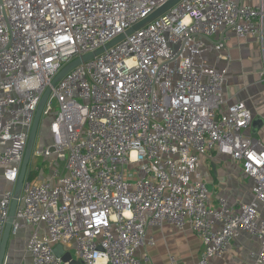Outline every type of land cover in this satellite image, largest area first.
I'll return each mask as SVG.
<instances>
[{
	"label": "built area",
	"instance_id": "2783aa9c",
	"mask_svg": "<svg viewBox=\"0 0 264 264\" xmlns=\"http://www.w3.org/2000/svg\"><path fill=\"white\" fill-rule=\"evenodd\" d=\"M169 1L0 0V167L12 187L0 198V247L48 88L53 148L33 158L62 163L37 185L26 176L12 227V236L33 229L21 264H71L72 247L83 264H151L138 253L166 224L200 239L198 264L222 258L243 233L261 242L252 257L264 264V144L249 134L247 104L227 106V70L206 60L222 29L264 39V0H182L52 86ZM226 42L213 48L224 52ZM213 152L254 181L239 210L224 198L211 204L200 169Z\"/></svg>",
	"mask_w": 264,
	"mask_h": 264
},
{
	"label": "crops",
	"instance_id": "0c3cea01",
	"mask_svg": "<svg viewBox=\"0 0 264 264\" xmlns=\"http://www.w3.org/2000/svg\"><path fill=\"white\" fill-rule=\"evenodd\" d=\"M245 6H257L260 0H241ZM227 38L226 50L217 52L213 46ZM210 51L206 54L207 62L217 70H227L225 99L227 106L244 102L253 114V123L249 134L264 144V39L257 37H238L231 30L222 29L209 41ZM256 123V124H255ZM40 149V139L35 149ZM39 158H33L32 160ZM28 173L37 172V183L50 177V173L40 174L32 164ZM201 173L210 191V201L217 208L221 198L239 210L243 203L252 199L254 181L248 177L239 163L229 156L218 152L210 153L201 159ZM28 177V175H27ZM32 180L31 182L35 183ZM12 189L4 178L0 167V198ZM33 232L30 227L24 228L18 235L12 236L7 254L10 262L21 264L25 258L26 244ZM154 245L139 251L138 257L144 258L147 253L151 264H198L204 247L200 239L189 229L179 230L173 224H166L162 229L149 230ZM57 252L62 247H57ZM261 251V242L251 235L243 233L235 240L231 249L222 257L209 264H254L253 254ZM9 262V263H10Z\"/></svg>",
	"mask_w": 264,
	"mask_h": 264
},
{
	"label": "water",
	"instance_id": "95a60500",
	"mask_svg": "<svg viewBox=\"0 0 264 264\" xmlns=\"http://www.w3.org/2000/svg\"><path fill=\"white\" fill-rule=\"evenodd\" d=\"M181 1L182 0H170L163 7H161L155 13H153L150 17H148L147 19L143 20L139 24L135 25L134 27H132L131 29L126 31L125 34L120 35L118 38H116L111 43H109L105 48L100 49V50L96 51L95 53L87 54L83 57L76 59L75 61L70 63L68 66H66L57 75V77L52 82V86H55L58 82H60L65 76H67L75 68L81 66L84 63H87L88 61H90L92 59H94L95 57L104 53L106 50H109V49L115 47L120 42L125 40L128 36L134 34L138 30H140V29L146 27L147 25H149L150 23L154 22L155 20L160 18L162 15L167 13L169 10H171L173 7H175ZM50 93H51V88H48L47 91L45 92L41 102H40V105L38 107V110H37V113L35 116L33 128L31 131V135H30L29 142H28L27 149H26V153H25L24 162H23L22 169H21V174L19 176L16 188H15L14 199H13V202L11 205L8 223H7L5 233H4V237L2 240V244L0 247V264L4 263V259L7 255L9 242H10V239L12 237V227H13V224L15 222L16 212H17V209L19 206L20 197H21L23 187H24V184L26 181V176L28 174L29 166H30V163H31V160L33 157V152L35 150V145L37 142V136H38L40 123L42 121V117H43V114H44ZM58 254L61 255V253L59 251H58ZM63 259H64V261L67 262L70 260V257L67 256V257H64Z\"/></svg>",
	"mask_w": 264,
	"mask_h": 264
},
{
	"label": "rangeland",
	"instance_id": "374dc122",
	"mask_svg": "<svg viewBox=\"0 0 264 264\" xmlns=\"http://www.w3.org/2000/svg\"><path fill=\"white\" fill-rule=\"evenodd\" d=\"M57 112V108L52 109L50 112L44 113L42 117V121L40 123L37 141L40 139V150L43 152L45 149H51L53 148V137L49 131V125L53 121V118L55 116V113ZM55 157L52 158H39L36 160H32V164L34 166V169L38 171V173L43 174H49L53 169L56 168V166L61 165L62 163L54 162ZM33 183L34 185H37L36 180ZM73 255V262L71 264H83L82 261L77 256V251L75 247H72L69 249ZM65 251V249H64ZM67 251V250H66ZM61 255L63 254V249L60 251ZM9 264H14L13 260Z\"/></svg>",
	"mask_w": 264,
	"mask_h": 264
},
{
	"label": "trees",
	"instance_id": "16d2710c",
	"mask_svg": "<svg viewBox=\"0 0 264 264\" xmlns=\"http://www.w3.org/2000/svg\"><path fill=\"white\" fill-rule=\"evenodd\" d=\"M37 176H38L37 172L31 170L28 173V181L35 180L37 178Z\"/></svg>",
	"mask_w": 264,
	"mask_h": 264
}]
</instances>
